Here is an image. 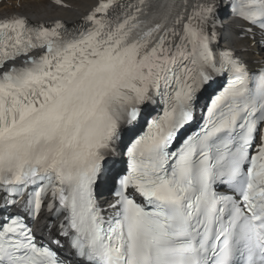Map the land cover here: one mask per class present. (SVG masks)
<instances>
[{"label": "snow or ice", "instance_id": "6c2138e0", "mask_svg": "<svg viewBox=\"0 0 264 264\" xmlns=\"http://www.w3.org/2000/svg\"><path fill=\"white\" fill-rule=\"evenodd\" d=\"M257 46L264 0L0 19V264H66L59 237L79 264H264ZM44 210L63 216L50 244L27 223Z\"/></svg>", "mask_w": 264, "mask_h": 264}, {"label": "bare ground", "instance_id": "6f19581e", "mask_svg": "<svg viewBox=\"0 0 264 264\" xmlns=\"http://www.w3.org/2000/svg\"><path fill=\"white\" fill-rule=\"evenodd\" d=\"M73 7L71 9L46 7L48 0H5L0 4V16L20 14L32 20H51L62 19L67 22L76 23L83 14L91 9L96 0H70ZM257 40L260 37H256ZM252 54L248 57L250 60H259L264 56V51L253 47ZM105 190V191H104ZM99 190L102 199H107L106 191Z\"/></svg>", "mask_w": 264, "mask_h": 264}]
</instances>
